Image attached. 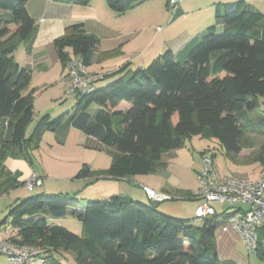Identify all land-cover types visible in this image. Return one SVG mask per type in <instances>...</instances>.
Segmentation results:
<instances>
[{"label":"trees","instance_id":"1","mask_svg":"<svg viewBox=\"0 0 264 264\" xmlns=\"http://www.w3.org/2000/svg\"><path fill=\"white\" fill-rule=\"evenodd\" d=\"M53 1L87 6L91 0ZM144 1L106 3L122 15ZM25 3L0 0V194L18 186L16 174L4 166L6 158L29 155L45 132L62 134L73 128L98 141L108 149L109 168L91 172L84 167L77 178L115 180L164 170L162 156L183 147L187 138L214 139L226 156L236 158L243 149H252V136L264 134V116L255 123L245 115L264 99V14L241 1L214 6L215 20L223 26L220 34L211 26L178 52L164 51L133 75L121 68L114 73L121 74L117 80L88 94L74 93L77 101L69 112L52 121L44 115L30 130L32 73L19 68L13 57L34 33L35 21ZM98 43L82 25L67 27L53 41L62 71L71 59L89 67ZM91 105L97 106L93 115L87 113ZM252 154L246 162L263 168L264 141ZM78 206L67 195L39 194L16 203L0 225L8 226L15 245L38 249L42 264H59L53 257L60 252H71L75 264H217L214 233L230 215L216 214L196 227L153 204L112 196L88 201L73 214L82 224L78 237L56 223ZM42 212L46 217L36 218ZM255 257L264 262L261 247Z\"/></svg>","mask_w":264,"mask_h":264},{"label":"rangeland","instance_id":"2","mask_svg":"<svg viewBox=\"0 0 264 264\" xmlns=\"http://www.w3.org/2000/svg\"><path fill=\"white\" fill-rule=\"evenodd\" d=\"M169 13L172 15V12L169 11ZM147 33L148 38H151V31L147 30ZM147 50H145V56L150 53L149 49ZM141 51L138 53L141 54ZM156 57L142 58H150L148 65ZM136 70L132 68L129 74L133 75ZM58 73L57 70L53 71L52 80L58 78ZM65 73L66 70L61 75L60 83H55L56 86L34 89V117L30 124V130L42 116L48 115V120L52 121L69 112L75 105L76 95L65 96L68 86L67 83L61 81ZM90 75L102 77L94 85L95 89L100 87L99 84L104 87L119 78L117 77L112 81L109 79L101 81L104 78L103 75L93 73ZM96 110L97 106L91 105L87 113L93 115ZM245 115L258 123L264 116V103L260 104L258 109L247 112ZM83 137L85 138L83 134L73 128L64 131L62 134L45 132L38 143V147L32 148L29 155L6 158L5 166L10 173L16 174L15 180L18 186L10 188L7 193L0 194V221L8 216L11 207L22 199L39 194H63L78 200L79 206L75 209H68L65 217L57 220L56 223L78 237L83 235L82 224L73 214L79 212L88 201L107 200L112 196L127 197L147 205L153 204L159 212L167 216L186 220L193 226H202L203 223L194 220L198 202L190 197V194L198 186V173L201 172L200 153L202 151L208 150L210 156L214 155V167L223 176H238L256 180L263 169L259 163L246 162V160H249V157L253 155L252 152L257 151L260 144L263 143L264 134L252 136L253 138L250 140L251 145H253L252 149H243L236 158L226 156L216 140L194 136L187 138L183 147L164 154L162 161L165 163V168L156 173L128 177L123 180L99 176L77 178L84 167H87L91 172H100L108 169L111 162L106 147L95 139L84 140ZM32 175L34 178L40 179L41 184L28 190L25 184ZM142 185H146L156 192L169 194L171 199L160 203H150L141 190ZM212 207L218 215L229 214L239 207L246 208L245 205L230 206L226 203H214ZM41 217H46V213L42 212L36 216V218ZM234 252L236 256L233 259V264H264L263 261L261 262L256 257L249 255L241 242L236 244ZM53 259L59 264H75L74 255L71 252H60L55 254ZM0 264L10 263L5 256L0 254ZM219 264L230 263L220 262Z\"/></svg>","mask_w":264,"mask_h":264},{"label":"crops","instance_id":"3","mask_svg":"<svg viewBox=\"0 0 264 264\" xmlns=\"http://www.w3.org/2000/svg\"><path fill=\"white\" fill-rule=\"evenodd\" d=\"M238 1L251 10L264 14V0H183L172 15L167 7L168 0H147L122 15L113 13L105 0H91L87 6L57 3L53 0H26L25 8L35 21L34 33L29 42L14 51L13 57L19 68L31 70L30 88L56 86L55 83H60L63 71L53 41L67 27L80 24L87 34L94 36L99 42L86 70L103 75L101 81H112L121 76L114 74L121 68L128 75L132 68L143 69L150 58L142 57L159 56L167 48L176 53L211 26L215 27L216 33H221L223 26L215 20L214 6ZM2 14L0 11V15ZM147 30L151 31V38H148ZM146 48L150 52L147 56ZM140 51L141 54L138 53ZM54 70L59 71L56 80H52L51 76ZM259 101L260 104L264 103V99ZM89 138L85 136L84 140ZM239 242L245 248L237 233H222L217 229L214 233L217 264H233L236 256L234 247Z\"/></svg>","mask_w":264,"mask_h":264},{"label":"built area","instance_id":"4","mask_svg":"<svg viewBox=\"0 0 264 264\" xmlns=\"http://www.w3.org/2000/svg\"><path fill=\"white\" fill-rule=\"evenodd\" d=\"M182 1L168 0V10L174 14ZM65 70L61 81L68 86L66 97H71L74 93H91L95 82L102 78L90 75L76 59L69 60ZM200 163L198 186L191 193V198L198 202L194 220L203 223L215 216L217 213L212 207L214 203L245 205L246 208L239 207L229 213L226 223L220 226L219 230L222 233L229 231L237 233L249 255L255 257L259 247L264 253V167L259 177L251 180L245 177L220 175L209 153L200 156ZM26 182L28 190L41 184V180L34 178L33 175ZM141 189L149 201L160 203L171 199L169 194L156 192L146 186H141ZM7 227L0 225V254L5 256L10 264H42L44 261L39 255V250L12 243Z\"/></svg>","mask_w":264,"mask_h":264}]
</instances>
